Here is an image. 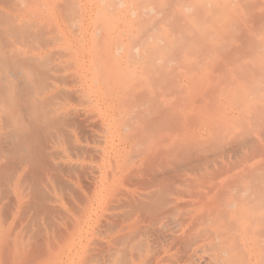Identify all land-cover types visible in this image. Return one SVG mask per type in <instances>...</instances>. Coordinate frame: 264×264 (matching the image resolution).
Wrapping results in <instances>:
<instances>
[{"label": "rangeland", "instance_id": "obj_1", "mask_svg": "<svg viewBox=\"0 0 264 264\" xmlns=\"http://www.w3.org/2000/svg\"><path fill=\"white\" fill-rule=\"evenodd\" d=\"M26 1L0 51V264H120L130 194H264V0Z\"/></svg>", "mask_w": 264, "mask_h": 264}, {"label": "bare ground", "instance_id": "obj_2", "mask_svg": "<svg viewBox=\"0 0 264 264\" xmlns=\"http://www.w3.org/2000/svg\"><path fill=\"white\" fill-rule=\"evenodd\" d=\"M12 1L0 0L3 56L9 50ZM4 71L6 65H0V104L10 106L15 97L8 84L9 76L2 75ZM46 96L35 102H49L51 97ZM7 115L3 116L4 123L11 113ZM197 193L186 196L179 192L169 199L162 194H124L128 196L120 199V264H264V194L254 195L246 189L233 196ZM188 207L189 213L183 211L185 214L175 216Z\"/></svg>", "mask_w": 264, "mask_h": 264}]
</instances>
